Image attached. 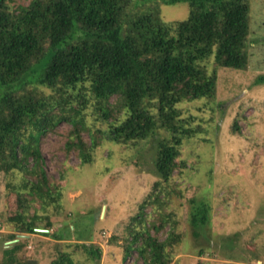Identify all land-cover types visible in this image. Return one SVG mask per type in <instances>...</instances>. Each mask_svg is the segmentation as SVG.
<instances>
[{
  "label": "trees",
  "instance_id": "obj_1",
  "mask_svg": "<svg viewBox=\"0 0 264 264\" xmlns=\"http://www.w3.org/2000/svg\"><path fill=\"white\" fill-rule=\"evenodd\" d=\"M131 1L29 0L10 9L7 0H0V173L10 179L17 173L22 179L16 188L6 184L15 195L17 233L7 236L15 241L4 249L2 264H23L15 253L32 235L63 238L35 231L50 229L47 207L58 209L61 199L59 186L44 171L41 136L61 122L69 124L63 148L84 165L101 138L131 147L164 131L168 138L157 142L154 160L161 188L181 168L183 140L200 133L194 118L183 117L178 105L212 99L218 69L247 67L249 0H168L167 5L188 6L186 19L170 22L157 9L127 14ZM87 110L104 130L94 134L86 127ZM158 196L138 206V215L131 219L138 227L132 226L125 244V256L135 251L142 264L171 261L172 226L163 241L155 237L167 216L156 224L144 213L146 207L157 211ZM35 202L43 214L30 210ZM206 213L200 204L191 215L193 226L203 225ZM67 246L81 248L88 260L100 258L97 248ZM50 264L80 263L61 252Z\"/></svg>",
  "mask_w": 264,
  "mask_h": 264
},
{
  "label": "rangeland",
  "instance_id": "obj_2",
  "mask_svg": "<svg viewBox=\"0 0 264 264\" xmlns=\"http://www.w3.org/2000/svg\"><path fill=\"white\" fill-rule=\"evenodd\" d=\"M165 1L133 0L127 14L157 9L165 22L187 18L186 3L167 5ZM28 2L7 0L10 9ZM246 53L245 70H217L212 99L178 105L183 117L194 118L200 133L183 140L178 158L181 168L169 182L162 183L160 193L154 160L157 142L168 138L164 131L157 130L131 147L101 138L91 161L84 165L63 148L69 124L61 122L41 136L44 171L61 190L60 202H56L59 208L47 207L52 226L45 231L63 238L56 241L32 235L23 250L15 253L16 260L50 264L67 252L80 264H142L135 251L125 256L129 230L138 227L131 219L146 198L156 201L159 194L157 211L146 207L144 213L149 214L147 221L156 224L167 216L166 224L155 234L159 241L172 226L169 264H264V0H249ZM212 68L211 60L207 71ZM38 90L50 94L47 89ZM84 113L92 133L105 129L90 111ZM82 136L88 144L89 133L84 131ZM10 178L0 173V264L4 249L13 245L7 236L17 233L15 195L6 184L16 188L22 179L17 173ZM200 204L206 206L207 220L193 226L191 215ZM30 210H39V204L35 202ZM150 234L154 232L150 230ZM76 243L99 249L100 258L88 260L81 248L67 246Z\"/></svg>",
  "mask_w": 264,
  "mask_h": 264
},
{
  "label": "water",
  "instance_id": "obj_3",
  "mask_svg": "<svg viewBox=\"0 0 264 264\" xmlns=\"http://www.w3.org/2000/svg\"><path fill=\"white\" fill-rule=\"evenodd\" d=\"M35 231H36V232H41V233L46 232L45 230H42V229H36ZM14 241H15V240H14ZM14 241H13V242H14Z\"/></svg>",
  "mask_w": 264,
  "mask_h": 264
}]
</instances>
